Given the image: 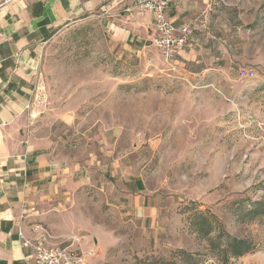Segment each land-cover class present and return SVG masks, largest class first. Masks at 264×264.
Instances as JSON below:
<instances>
[{"label": "rangeland", "instance_id": "374dc122", "mask_svg": "<svg viewBox=\"0 0 264 264\" xmlns=\"http://www.w3.org/2000/svg\"><path fill=\"white\" fill-rule=\"evenodd\" d=\"M223 6L222 28L233 26L222 35L232 37L218 60H165L149 39L124 50L96 17L46 43L36 101L50 113L72 109L77 128L102 135L154 199L152 214L137 211L115 177L83 180L52 233L93 245L92 264H264L255 209L264 198V0ZM239 66L254 77H239ZM227 235L251 250L232 256Z\"/></svg>", "mask_w": 264, "mask_h": 264}, {"label": "crops", "instance_id": "0c3cea01", "mask_svg": "<svg viewBox=\"0 0 264 264\" xmlns=\"http://www.w3.org/2000/svg\"><path fill=\"white\" fill-rule=\"evenodd\" d=\"M134 1L11 0L0 4V264L29 263L30 251L21 245L18 231L31 237L36 223L49 232L52 243L65 241L53 234L64 219L60 211L71 208L66 207L67 199L93 171L101 174L102 181L115 177L135 210L150 214L155 210L154 199L143 193L141 174L123 163L122 156L110 157L111 148L100 144L106 143L102 135L79 130L72 109L55 108L50 113L35 99L42 53L60 30L96 17L121 48H142L155 32L154 13L126 10ZM213 1L218 4L213 6ZM223 5L226 0L172 2L165 12L167 19L175 26L190 22L195 27L192 42L177 55L225 57L219 58L216 51L222 49L224 39L232 37L222 33L233 24L228 18V30H223L221 15L228 9ZM89 230L98 232L94 226ZM83 240L80 244L85 247Z\"/></svg>", "mask_w": 264, "mask_h": 264}, {"label": "built area", "instance_id": "2783aa9c", "mask_svg": "<svg viewBox=\"0 0 264 264\" xmlns=\"http://www.w3.org/2000/svg\"><path fill=\"white\" fill-rule=\"evenodd\" d=\"M11 0H1L0 4H6ZM174 0H135L126 10L134 11L142 15L147 11L154 13L155 32L150 37V42L160 52L165 60H172L193 40L195 27L190 22L175 26L165 16L166 10ZM213 6L217 1L211 3ZM218 59V58H217ZM237 75L241 78H253V68L239 66ZM33 236H26L20 230L18 236L21 245L30 251L28 264H91L97 254L93 245L81 246V239L76 235H70L61 243H52L51 235L40 224L33 225Z\"/></svg>", "mask_w": 264, "mask_h": 264}, {"label": "trees", "instance_id": "16d2710c", "mask_svg": "<svg viewBox=\"0 0 264 264\" xmlns=\"http://www.w3.org/2000/svg\"><path fill=\"white\" fill-rule=\"evenodd\" d=\"M255 209L258 213H261L264 215V198L261 201L256 202ZM201 220H206L207 218L205 216H200ZM210 233V229H207L205 231V235H208ZM226 242L229 246H231V254L232 256H241L251 250L250 243L246 240L239 239L232 237L230 235L226 236Z\"/></svg>", "mask_w": 264, "mask_h": 264}]
</instances>
